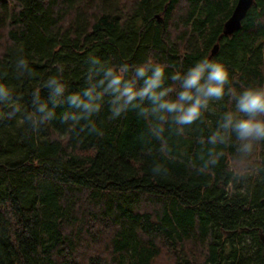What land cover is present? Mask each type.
Returning a JSON list of instances; mask_svg holds the SVG:
<instances>
[{
    "label": "trees",
    "instance_id": "1",
    "mask_svg": "<svg viewBox=\"0 0 264 264\" xmlns=\"http://www.w3.org/2000/svg\"><path fill=\"white\" fill-rule=\"evenodd\" d=\"M237 1L0 0V264H264V138L221 127L264 87V0L219 39ZM204 58L229 83L191 124L147 98L115 118L110 94L91 115L69 99L149 59L175 98Z\"/></svg>",
    "mask_w": 264,
    "mask_h": 264
},
{
    "label": "clouds",
    "instance_id": "2",
    "mask_svg": "<svg viewBox=\"0 0 264 264\" xmlns=\"http://www.w3.org/2000/svg\"><path fill=\"white\" fill-rule=\"evenodd\" d=\"M101 63L99 58L93 59V64ZM166 65L154 63L151 59L135 66L129 75L130 65L127 63L119 66L108 65L100 69L101 75L95 86L83 92L70 96V102L77 108L91 115L99 111L100 102L104 95H111V110L113 118L119 117L129 107H135L145 98L151 101L152 111L174 113L177 124H191L197 120L202 112L207 109L209 101L222 100L225 96L226 85L229 83L227 67L218 61L201 59L183 74L175 73L173 81L179 82V91L175 98L169 96L171 87H163L165 83ZM142 85L138 86V81ZM56 85L55 78L49 81ZM4 85H0V93H6ZM63 91L62 86H57L55 92ZM231 92V89H228ZM46 105L39 108L45 112ZM237 113H242V118L236 119L232 113H226L224 129H233L240 141H248L245 149L250 148V142L264 138V87H248L235 97ZM50 115V114H49ZM216 139L215 136L212 138ZM157 172L158 169H154Z\"/></svg>",
    "mask_w": 264,
    "mask_h": 264
},
{
    "label": "water",
    "instance_id": "3",
    "mask_svg": "<svg viewBox=\"0 0 264 264\" xmlns=\"http://www.w3.org/2000/svg\"><path fill=\"white\" fill-rule=\"evenodd\" d=\"M255 0H238L232 14L224 23L223 31L219 36L221 39L223 36L232 35L235 31H237L241 26L242 19L246 16L250 7L254 4ZM219 47V43H215L213 46L210 55L208 58L213 56ZM260 238L264 243V234L260 233ZM263 256H264V248H263Z\"/></svg>",
    "mask_w": 264,
    "mask_h": 264
},
{
    "label": "rangeland",
    "instance_id": "4",
    "mask_svg": "<svg viewBox=\"0 0 264 264\" xmlns=\"http://www.w3.org/2000/svg\"><path fill=\"white\" fill-rule=\"evenodd\" d=\"M167 255V254H166ZM165 255V256H166ZM165 256H164V258H160V259H158V260H156L157 262V264H167V258H168V255H167V258H165Z\"/></svg>",
    "mask_w": 264,
    "mask_h": 264
}]
</instances>
